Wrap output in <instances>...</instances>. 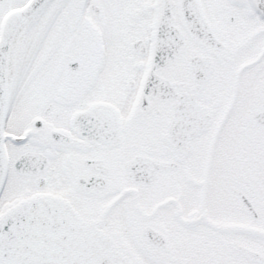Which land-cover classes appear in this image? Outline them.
I'll return each instance as SVG.
<instances>
[{"label":"snow or ice","instance_id":"snow-or-ice-1","mask_svg":"<svg viewBox=\"0 0 264 264\" xmlns=\"http://www.w3.org/2000/svg\"><path fill=\"white\" fill-rule=\"evenodd\" d=\"M0 264H264V0H0Z\"/></svg>","mask_w":264,"mask_h":264}]
</instances>
